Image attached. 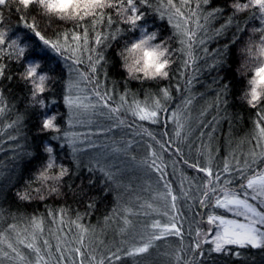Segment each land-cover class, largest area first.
I'll use <instances>...</instances> for the list:
<instances>
[{
  "label": "snow or ice",
  "instance_id": "obj_1",
  "mask_svg": "<svg viewBox=\"0 0 264 264\" xmlns=\"http://www.w3.org/2000/svg\"><path fill=\"white\" fill-rule=\"evenodd\" d=\"M14 2L16 11L22 14L21 18L25 21L27 16L23 14L33 5L37 6V3L47 14L53 16L59 14L61 19L83 21L87 17H93L87 24L78 25L81 27V32L59 33L56 40H50L43 35L34 22L25 23L24 26L33 31L44 46L57 53L63 51L72 54L65 56V59H71L73 65L77 66L73 71L79 79L68 85V93L64 96V104L68 109L69 128L77 123H92V118L97 116L107 122L106 132L112 131L113 128L135 127L137 134L146 135L149 142L137 145L130 140H124L120 147L112 148V152L127 157L134 165L142 168L145 174L155 181V189L154 193L150 192L147 201L138 202L135 208L121 203L113 210L112 216L106 217V224L117 223L116 232L121 236L122 241L114 248H106L99 256L97 253L100 248L93 242L95 229L81 224L83 217L79 214L75 220L69 222V225H75L79 230L75 234V240H70L68 233L61 236L59 233L63 232V228L55 234L52 232V224L65 223L64 212L59 214V219L57 213H49L51 221L47 229L44 227V220L38 218L29 217L27 220L13 218L15 222H0V264H117L123 257L130 258L131 264H150L154 254L150 249L157 250L160 247L157 241H165L169 247L175 244V249L171 253H164L165 256L170 257V261L174 260L175 264H205L206 260H215V264H229L230 261L248 264L250 250L264 253V87L260 86L259 81V73L264 70V0H244V2L233 0L237 13L255 9L250 12V19L259 20L260 24L259 27L251 29L253 32H260L261 35L258 40L249 38V43L242 50L245 59L241 64V68L245 70L249 64L256 65L251 69L254 74L248 78V88L242 97L247 100L248 105L257 110V121L254 122V129L248 141L251 143L254 140L256 144L241 157L233 153L234 162L225 160L222 163H215L214 152L206 153L200 149H195L196 158L190 159V156L185 154L184 148H188L191 154L195 146L187 139V133L182 135V131L174 129V136L165 133L168 136V140H165L163 137L158 138L151 131L141 132V129L145 128L144 124L136 126L135 119L163 125L161 118L166 111L174 122L178 121L179 113L171 112L167 108L168 101L172 99L169 89L164 88L157 96L147 97L143 106L135 98L129 99L125 95H119L118 100L114 99L112 93L115 89L110 92L104 87L102 90L99 75L103 70L101 64L104 60L103 47L98 49L90 44L89 37L91 33L94 36V45H101L102 41L108 40L109 37L102 36L97 28L101 25L111 26L114 21L111 13L106 16L105 12L100 10L113 9L118 17H122L123 23L135 29L138 26L137 22L143 17L141 6L150 4L152 0H60L59 4L54 0H31V2L14 0ZM164 2L172 10L169 22L175 21L173 28L182 46L179 50L183 55L191 58L193 56L191 49L197 40V32L195 28L188 27L189 22L203 31L204 25L200 23V19L210 22L219 14V10L208 11L203 6L209 4L210 0H197L196 9H190L189 15L185 16L181 9L182 6L189 5L190 0H176V2L164 0ZM12 3L13 0H0V23L3 21V10ZM197 10H201V16H198ZM194 17L196 19H193ZM231 23L232 19L229 18V24ZM236 27L237 31L244 30L239 24ZM141 38L140 42L143 39L154 40L155 35L153 33L144 35L142 32ZM61 40L63 43L60 42ZM106 46L107 44L104 45ZM156 47L158 46L145 45L146 50L143 54L146 57L151 55L152 53L147 49ZM6 50L9 59L25 56V47L8 37L5 31H0V80L12 79L11 75L6 74L7 65L3 62ZM77 52L80 55H76ZM170 63L166 56L158 67V70L166 69V79L169 78ZM183 64L187 67V61H183ZM41 67L39 61L29 62L25 59L23 70L18 75L26 85H31L32 102L44 107L46 98L43 93L46 90V81L50 77L38 71ZM82 82L85 86L81 88L80 94L74 95L72 89ZM186 82L191 83V81ZM186 103L190 104L191 101L188 100ZM7 111L3 91L0 89V118ZM129 115L135 119L128 120ZM55 119V116L51 118L45 116L41 128L58 133L50 139L62 140L70 148L75 160H80V153L98 151V145L95 141L88 140L87 134L81 138L69 128L61 129L54 123ZM8 126L13 127V124ZM177 127L182 130L185 124L180 122ZM198 135L203 134L198 133ZM181 144H184V147H181ZM140 149H143L142 153ZM44 150L48 153V160L41 176L45 182L52 181L48 184L49 191L57 192L58 182L68 173V169L56 163L52 145L46 144ZM103 156L106 157L107 153ZM165 156L172 166L171 173L166 170ZM178 163H183L204 175L189 177L184 174L183 169L177 167ZM95 165L103 173L110 188H115L117 195H121L125 186L121 184L118 174L108 167L99 154L95 158ZM87 167L92 171L97 170L91 161ZM54 168H59V171L49 175L48 173ZM177 171L181 176V184L178 188L183 189L182 191H175L171 180L168 179ZM30 198L27 194L20 195L22 200ZM181 198L185 203L189 198L195 200V204L188 209L193 212L191 220L187 218L186 212L179 213L177 209ZM91 207L94 205H89V208ZM197 207L209 211L197 212L195 211ZM141 213L149 216V219L141 221L139 219ZM197 216L201 217L199 221L196 220ZM186 223L190 228L193 223L196 224V227L188 233L192 239L187 247L184 246ZM46 231L49 236H55V244L45 238ZM171 237H175L176 241L170 240ZM85 240H88L87 245ZM103 244V241L99 242V245ZM213 253L216 254L215 257L212 256ZM189 256L192 259H189Z\"/></svg>",
  "mask_w": 264,
  "mask_h": 264
},
{
  "label": "trees",
  "instance_id": "obj_2",
  "mask_svg": "<svg viewBox=\"0 0 264 264\" xmlns=\"http://www.w3.org/2000/svg\"><path fill=\"white\" fill-rule=\"evenodd\" d=\"M196 3L197 0H190L189 5L182 6L181 10L185 16L189 15L190 9H196ZM230 5H233V0H210L209 4L204 5L203 8L208 11L219 10V14L210 22L200 19V23L204 25L203 31L189 22L188 27L195 28L197 32V40L191 49L193 53L191 58L183 55L179 50L182 46L173 28L175 21L169 22L172 10L164 0H152L150 4L141 6L143 17L137 22L138 26L135 29L123 23L122 17H118L113 9L100 10L104 11L106 16L112 14L114 23L111 26L101 25L97 28L102 36H107L109 39L97 46L94 45V36L90 33V44L98 49L103 47L104 60L101 61L103 70L99 75L102 90L104 87L110 92L115 89L112 93L114 99L118 100L119 95H125L129 99L135 98L143 106L147 97L157 96L164 88L169 89L172 99L168 101L167 108L171 112L179 113L178 121L174 122L168 111L161 118L163 125L141 122L130 115L128 120L135 119L136 126L144 124L145 128H142L141 132L151 131L158 138L163 137L165 140H168L165 133L174 136V129L182 131V135L187 133V139L195 146L191 154L188 148H184L185 154L189 155L190 159L196 158L195 149H200L206 153L214 152L215 163L233 161V153L241 157L256 144L254 140L251 143L248 141L254 129V122L257 121V110L242 98L248 88L247 80L254 74L251 69L256 65L245 70L241 68V64L245 59L242 50L249 43V38L258 40L261 35L260 32H253L251 29L259 27L260 24L259 20L250 19V12L255 9L237 13ZM197 11L198 16H201V10ZM23 15L27 16L26 21L21 18L22 14L16 11L13 0V3L3 10V21L0 23V31H5L8 37L25 47L24 57L9 59L6 50L3 59L7 65L6 74L11 75L12 79L0 80V89L3 91L4 103L8 108L6 114L0 118V214H2L0 222H15L13 218L24 220L29 217L38 218L44 220V227L47 229L51 221L49 213H57L59 219V214L64 212L65 223L52 224V232L55 234L63 228V232L59 234L63 236L68 233L70 240H75V234L79 230L75 225H69V222L75 220L79 214L83 217L81 224L95 229L93 242L100 248L97 253L99 256L106 248L115 247L103 241L106 239H103L105 234L116 231L113 227L117 225L115 222L106 224V217L112 216L113 210L121 203L135 208L138 202L147 201L150 192L154 193L155 189V181L150 179L142 168L134 165L127 157L113 153L112 148L120 147L124 140L142 145L149 142V138L146 135H138L135 127L113 128L112 131L106 132L107 122L98 116L92 118V123H77L69 128L68 109L64 104V96L68 93V85L79 79L73 71L77 66L73 65L71 59H65V56L72 54L63 51L57 53L44 46L34 32L24 25L34 22L43 35L50 40H56L59 33L81 32V27L78 25L87 24L93 17H87L83 21L61 19L58 15L42 14L35 5ZM229 18L232 19L231 24ZM237 24L244 30L237 31ZM144 29L147 30V34L143 33L144 35L156 33L157 38L152 41L153 44H160L168 50L167 58L171 61L168 79L148 80L142 73H138L137 78L133 80L127 78L121 68L118 51L141 39ZM60 42L63 43L62 40ZM76 55L80 53L77 52ZM25 59L29 62L39 61L42 67L38 71L50 77L46 81V90L43 93L46 98L44 107L32 102L31 85H26L18 75L23 70ZM183 61H187V67L184 66ZM242 70L245 74H241ZM84 86L85 83L82 82L74 87L73 94H80ZM188 100L191 101L190 104L186 103ZM45 116L49 118L55 116L56 125L61 129L69 128L81 138L87 134V139L95 141L98 145V151L80 153V160H75L70 148L62 140L50 139L58 133L41 128ZM180 122L185 124L182 130L177 127ZM9 124H13V127H9ZM46 144L54 147L56 163L68 169V173L58 182L57 192L49 191L48 184L52 181L45 182L41 176L48 160V153L44 150ZM181 147H184V144H181ZM140 152L142 153L143 149H140ZM104 153H107L106 157L103 156ZM98 154L108 167L118 174L121 184L125 186L121 195H117L115 188H110L103 173L95 165ZM90 161L97 170L88 169L87 165ZM165 162L167 172L171 173L172 166L167 156ZM177 167L183 169L184 174L189 177L204 175L183 163H178ZM58 171L59 168H54L48 174ZM168 179L171 180L175 191L183 190L178 188L181 184L179 171ZM149 185L152 187L150 188ZM22 194H27L31 198L22 200L20 199ZM193 204L195 200L189 198L185 203L181 198L177 209L179 213L186 212L187 218L191 220L193 212L188 209ZM89 205L94 207L89 208ZM195 211L209 210L197 207ZM139 219L148 220L149 216L141 213ZM200 219V216L196 217L197 221ZM184 227L186 229L184 246L187 247L192 239L188 233L196 227V224L193 223L190 228L186 223ZM44 235L45 238L52 240L53 244L56 243L54 235L49 236L47 231ZM100 241L104 244L99 245ZM85 244H88V240H85ZM212 256L215 257L216 254L213 253ZM188 258L192 259L191 256ZM117 264H131V261L130 258L123 257ZM150 264H155L153 258ZM168 264H175V261L172 260ZM205 264H215V260H206ZM229 264H238V262L230 261ZM248 264H264V253L250 250Z\"/></svg>",
  "mask_w": 264,
  "mask_h": 264
},
{
  "label": "clouds",
  "instance_id": "obj_3",
  "mask_svg": "<svg viewBox=\"0 0 264 264\" xmlns=\"http://www.w3.org/2000/svg\"><path fill=\"white\" fill-rule=\"evenodd\" d=\"M31 2V0H29ZM55 3L59 4L60 0H54ZM235 7V5H230ZM38 9L42 14H47L43 8L37 3ZM59 16V14H57ZM156 37V33H153ZM139 39L137 42H134L126 49H121L118 51L117 55L121 59V68L126 73L127 78L135 80L138 73H142L143 77L148 80H164L166 79V69L160 68L159 65L162 61L165 60L167 56V48L161 46L160 44H153L150 39ZM145 45H157L155 49H147L150 53L149 56H145L143 53L146 50ZM170 64L168 65L169 68ZM251 64L247 65L246 68L250 69ZM241 74H245L242 70ZM260 86L264 87V70L259 73ZM247 103V100H246Z\"/></svg>",
  "mask_w": 264,
  "mask_h": 264
},
{
  "label": "rangeland",
  "instance_id": "obj_4",
  "mask_svg": "<svg viewBox=\"0 0 264 264\" xmlns=\"http://www.w3.org/2000/svg\"><path fill=\"white\" fill-rule=\"evenodd\" d=\"M143 33L147 34V30L144 29ZM204 226H206V225H204ZM117 227L118 226L115 225L113 228L117 229ZM114 231H112L111 234H110V232H109V234H105V236L103 237V239L106 238L103 241L109 246H116L118 243H121V241H122L121 236L119 234H117L116 231L115 232ZM106 236H108V237H106ZM169 239L172 241H176L175 238H169ZM156 243H158L160 245L159 249H157V250L150 249V251H154V254L151 258H153L155 260V264L171 263L172 260L170 261V257L165 256L164 253L165 252L171 253L175 249V244H173L171 247H169L165 241H157Z\"/></svg>",
  "mask_w": 264,
  "mask_h": 264
}]
</instances>
